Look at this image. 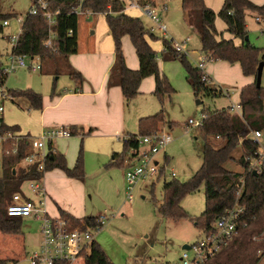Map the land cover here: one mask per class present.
Here are the masks:
<instances>
[{"label":"trees","instance_id":"trees-1","mask_svg":"<svg viewBox=\"0 0 264 264\" xmlns=\"http://www.w3.org/2000/svg\"><path fill=\"white\" fill-rule=\"evenodd\" d=\"M35 1V0H32ZM79 0H52L53 10L61 9L62 15L58 18L56 31L58 42L55 49L44 47L48 37V27L42 18L27 15L24 24L25 34L17 51L30 57H38L40 63H58L59 60L69 59L79 52V18L67 14ZM84 7L94 14H106V22L113 38L115 62L110 70L108 87L121 88L125 105L128 107L140 93L143 80L154 77V95L163 103L166 96H171L174 89L168 78L159 68V55L151 47L149 40L157 39L146 29L139 18L128 16L123 10L120 0H84ZM110 8V9H109ZM182 9L185 12V23L198 35L202 51L213 62L224 61L230 64H240L245 77L256 79L258 65L264 59L260 49L250 45L248 38V13L264 16V6H258L250 0H225L218 16L227 25V32L243 45L238 47L233 40L218 41V32L215 27L217 14L206 6L204 0H182ZM112 12V13H110ZM15 15L3 11L0 0V36L4 34V22ZM73 30L74 34L69 35ZM129 37L138 56L140 67L131 70L125 62L122 47L124 37ZM166 50L162 52L164 61L180 60L187 70V81L196 97L204 94L206 97L222 96L220 89L207 85L203 79V72L187 61L184 54L177 53L170 42L165 41ZM69 76L79 88L85 79L83 75L69 67ZM8 74L0 68V85L6 83ZM53 96L56 94L55 86ZM15 99H24L32 110L43 109V96L32 89L9 91ZM241 113L230 109L216 110L204 113L206 119L198 134L204 141L200 169L185 183L173 179L165 181L163 185V200L157 207L161 216L174 221L190 220L202 236L214 231L216 221L227 211L237 206L243 209L239 218L238 235L235 240L219 254L203 264H260L264 257V174L257 175L248 171L247 158L254 155L256 147L251 143L249 135L254 130L264 129V87L257 88L256 81L241 89ZM164 110L154 116L142 118L139 121V134L130 135L125 139L123 152L115 154L114 161L119 167H124L131 158L130 150L138 147L137 138L150 135L158 131L159 124L165 122ZM173 126V123H169ZM20 132L19 126H8L3 121L0 125V136ZM72 136L84 135L78 128L73 127ZM31 136H22L19 141L7 140L4 143L5 152L2 170L0 171V231L6 235L21 233V219L8 217L6 211L13 201V196L20 193L21 186L26 181L42 180L48 171L59 169L70 179L85 181V169L82 152L73 168H69L66 157L53 148L49 143V155L45 163V172L38 171L36 166H22L21 161L32 154ZM221 142L215 147L214 141ZM17 149L14 153L13 150ZM6 151L9 153L6 154ZM237 153V156L235 154ZM128 155V157H127ZM127 157V159H126ZM127 160V161H126ZM232 162L240 170L234 171L226 167ZM203 187L205 192L206 208L197 218L188 215L181 203L182 200ZM60 217L69 221L73 227L86 229L95 226L99 217L76 219L69 213L60 210ZM82 221L84 223H82ZM84 264H113L105 251L97 242H93L90 252L83 255ZM9 260L0 258V264H10ZM56 264H68L56 262Z\"/></svg>","mask_w":264,"mask_h":264},{"label":"rangeland","instance_id":"rangeland-1","mask_svg":"<svg viewBox=\"0 0 264 264\" xmlns=\"http://www.w3.org/2000/svg\"><path fill=\"white\" fill-rule=\"evenodd\" d=\"M208 1L218 10L216 12L215 9L211 8L217 14L215 21V25L218 27L217 30L223 35L230 36L226 31L227 27L224 21L218 16L222 8V0ZM181 2L182 0H168L169 12L167 15L165 13L163 18L170 35L164 38L156 34L158 41H152L151 43L152 48L159 55L160 69L161 65L168 67L171 77L166 76L174 92L176 91L171 96H166L163 103L153 94V99L158 108L157 112L164 110L166 117L165 122L160 123L158 129L168 132L173 137V142L168 145L166 153L156 156L160 166L164 168L165 176L137 185L134 190V199L129 202L126 195L125 181V173L128 170L127 162L124 167H119L118 164H115L116 161L112 159L114 154L123 152V140L120 144L115 139L116 146L109 145L115 148L114 151L112 150L109 155L101 154V156H99V152L103 149L104 143V139L101 137L89 136L82 140L77 135L62 141L65 149H68L67 153H64L68 165L70 159H75V165L82 152L85 169V181L82 183L85 184L87 189L84 202L83 197L79 193L77 195V198H79L78 204L80 205L79 214L82 217L107 216L108 220L105 227L100 233L95 234V242L101 246L113 264H165L177 262L184 252L182 249L184 245L191 246L202 238L201 230L192 221H174L159 214L157 207L163 200V185L165 181L168 182L173 179L181 183L187 182L202 165L204 141L198 134V128H187L189 120L200 121L204 113L231 109L234 103L240 101V97H237L235 93L232 94L231 99L224 96L206 97L204 94L196 97L187 81V70L184 64L180 60H163L162 52L164 51L165 41L181 43L187 37L192 40L188 50L196 53V55H192V52L189 53L187 57L189 64L196 67L197 55L204 53L198 35L194 34L193 31L190 32L184 22ZM256 2L264 4V0H256ZM32 3V0H1L3 11L15 16L9 19L10 26L5 28L4 34L0 36V68L9 64L7 59V53L11 50L9 38L19 34L22 21L24 22L29 14ZM126 14L139 18L144 25H148L147 20L141 15L140 11L128 10ZM106 24V18L101 14H90L80 18L78 37L81 53H92L94 46L105 40V37L109 35ZM247 27L250 45L260 49L264 54V23H257L254 14L248 13ZM106 30L107 32L103 34L102 31ZM261 30H263V34ZM94 31L96 33L92 34ZM41 65L42 70L38 73L19 69L9 74L5 85L3 87L0 85V90L22 91L32 89L43 94V91L52 93L54 86L57 92L67 90L74 83L69 76L68 70L71 66L69 60L62 58L56 64L48 61L44 64L41 63ZM160 71L163 74V70ZM235 82L238 86H241L238 79H235ZM262 87H264V70ZM197 101L201 103L197 104ZM5 107L3 119L6 125L19 126L22 132H25L31 126L30 114H32V110H30L27 101L15 99L14 102H6ZM130 110H134L133 103ZM169 123L174 124L172 128L169 127ZM132 130V134H139L137 124L134 123ZM214 145L220 147L221 142L215 140ZM235 156H237V153ZM226 167L234 171L240 170L232 162H229ZM172 172L177 174L176 178L171 177ZM22 185L24 196L34 199L31 182L26 181ZM205 201V192L202 187L200 191L186 196L181 205L189 216L197 218L205 211ZM24 228L25 224H22L21 232H24ZM27 230L28 232L25 231L28 234L26 247L28 253H32L38 248L40 223L28 224ZM1 234V255L3 258H11L12 245L5 243L6 241L9 242L10 239L8 237L4 238V234H2L3 236ZM11 237L18 240L17 243L11 239L18 244V247H22V236L12 235ZM189 254L192 256L190 251ZM9 263L29 264L28 255L18 259L17 262L10 261ZM84 263V261H80L76 264ZM260 264H264V257H262Z\"/></svg>","mask_w":264,"mask_h":264},{"label":"built area","instance_id":"built-area-1","mask_svg":"<svg viewBox=\"0 0 264 264\" xmlns=\"http://www.w3.org/2000/svg\"><path fill=\"white\" fill-rule=\"evenodd\" d=\"M52 0H35L30 9V16L42 18L48 27V37L44 41V47L55 49L58 42V33L56 27L58 18L62 15V10L51 7ZM84 0H79L77 6H73L67 11L69 15H76L79 19L94 14L91 10L86 9L83 4ZM123 5L122 12L128 10H138L146 16L154 25V30L161 37L169 36L168 29L162 18V12L167 11V3L158 4L156 0H120ZM110 9V8H109ZM112 13V12H110ZM104 16L106 14H103ZM257 23H264V16L254 14ZM4 27H8L9 21L4 22ZM263 32V31H262ZM25 34L24 24L18 35L9 38L11 50L7 53L8 65L3 66L1 70L6 74H12L19 69H24L33 73L41 72L42 65L38 57H30L17 51ZM74 31H69L72 36ZM184 43L171 41L173 49L179 53L189 56V52L184 48ZM166 46H164V51ZM29 60V62H28ZM211 61L205 56L199 61L197 67L203 72V81L207 85H212V79L204 72L206 61ZM220 89L222 96L229 97L228 91ZM15 98L10 95L9 91L0 90V125L5 113L6 102H12ZM233 112L241 113L240 105L233 104ZM206 119L203 114L200 121L190 119L187 123L189 127H201ZM71 131L67 127H54L45 129L38 137H30L32 154L21 161L22 166H36L38 171L45 172V163L49 155V143L58 138L71 137ZM22 138L18 133L0 136V171L2 170L5 147L7 140L19 141ZM128 139V137L126 138ZM249 139L256 147L254 155L247 158L248 171L257 175L264 174V129L254 130L250 133ZM138 147L130 150L131 156L128 170L125 173L126 195L129 202L134 199V190L139 184L147 183L155 178L165 176L164 168L160 166L156 156L166 153L168 145L173 142L171 134L164 130L158 131L137 138ZM18 148L13 150L17 152ZM9 152L6 151V154ZM176 178L175 172L171 174ZM43 180V179H42ZM42 180H31V190L36 194L42 192ZM8 217L16 219H33L40 223V242L38 248L28 254L29 264H56V262H66L76 264L84 261L83 255L90 252L91 245L95 242V234L100 233L107 223V216L101 215L96 221L95 226H87L86 229L73 227L72 224L62 217H51L45 209L38 206L34 201L26 198L21 193L13 196L12 203L6 211ZM243 209L239 206L233 210L227 211L222 215L214 225V231L205 234L196 243L189 246V250H184L181 258L177 262H168L165 264H203L210 258L219 254L224 248L232 243L238 235L239 218ZM82 223H84L82 221ZM189 251L192 253L190 256Z\"/></svg>","mask_w":264,"mask_h":264},{"label":"crops","instance_id":"crops-1","mask_svg":"<svg viewBox=\"0 0 264 264\" xmlns=\"http://www.w3.org/2000/svg\"><path fill=\"white\" fill-rule=\"evenodd\" d=\"M156 1L158 4H168V0ZM204 1L207 7L215 9L214 6L208 0ZM250 1L255 5L258 4V6H264V4H260L256 2V0ZM224 2L225 0H222V7L224 5ZM215 11L217 12L218 10L215 9ZM168 12L169 8L167 11L162 12V18L163 15L165 13L167 15ZM183 17L185 22L184 11ZM144 18L148 22V25H145L146 29L149 30V32L153 35L159 34L154 30L153 23L146 16H144ZM164 23L166 24L165 20ZM106 26L109 35L105 37L104 41L98 42L94 46L92 53H81V49L79 47V52L77 54L71 55L68 59L71 66L77 71H79L85 79L81 88H79L77 83L73 81L74 85L72 84V86H70V88H68L67 90L64 89L59 92L56 91L57 95L53 96V92L50 93V91H43L44 95L41 94L43 96V109H30L32 110V114H30L31 126H29V128L25 132H22L20 128V132L18 133L19 135H29L31 137L38 138L45 129L54 127H67L71 131L73 127H76L78 128V130L81 131L82 134H84L82 136L79 135L82 140H84L85 137L89 136L103 138V149L99 152V156H101V154L109 155V153L112 150L114 151L115 149L109 145L113 144L114 146H116L117 144L114 141L115 139L121 144L122 140L124 141L128 136L134 135L132 134L134 123L137 124L139 130V121L142 118L154 116L158 113V108L153 99V94L155 91L154 77H149L143 80L140 87L139 95L133 101H131L128 107L125 105V100L121 88L118 86L111 88L108 87L110 70L115 62V53L113 38L111 36L107 24ZM186 26L188 27L190 32L193 31L187 24ZM217 28L218 27H216V29ZM107 30L102 31L103 34H105ZM217 32L218 41H221L222 39L233 40L236 46L240 47L243 45V42L240 39H236L229 32L228 33L230 34V36L223 35V33H220L218 30ZM95 33L96 31L92 32V34ZM261 33L263 34V32ZM194 34L196 33L194 32ZM152 41H158V39L149 40L150 45ZM185 41L188 42L184 45V48L189 53H191L192 51L190 52L188 50V47L192 40L190 37H187L181 43H184ZM122 45L127 67L131 70H138L140 67V62L130 38L127 36L124 37L122 40ZM202 54L197 55V65L199 61L205 56L204 53ZM192 55H196V53L193 51ZM262 55L264 56V54ZM160 70H163V74L165 76L168 75L169 77H171L169 69L166 65H161ZM204 72L212 79V87L221 88L225 91H228L229 97L227 98L229 99H231L233 93H235L237 97H240L241 89L255 82V78L245 77L243 75L241 65L238 63L230 64L224 61L213 62L208 60L205 63ZM235 79H238L241 82V86H238L237 82H235ZM223 86H225L226 88H224ZM132 103L134 104V110L129 111ZM234 104L240 105V101ZM2 121L4 122V119ZM169 127L172 128L171 125ZM69 138H58L53 140V148L57 152L64 155V153H67L68 149H65V145L62 143V141L68 140ZM122 146H124V142ZM114 156L115 154L113 155L112 159H114ZM129 161L127 162V168L129 167ZM166 161L168 163L167 159ZM74 163L75 159H70V163L68 165L69 168H73L75 166ZM22 187L23 185L21 186L20 193L24 195ZM41 187L42 192L40 194L32 192V196L34 199L28 197L27 198L34 201L38 206L45 209L51 217H60V210H63L75 217L76 219L83 220L84 218H87L82 217L79 214L80 205L78 204L79 198H77V195L79 193L83 197V202L85 201V193L87 188H85L86 186L84 183L79 180L70 179L66 176L63 171L55 169L52 171H48L44 175L43 180L41 182ZM21 221L22 224H25L24 232H21L16 236H22V247L17 246V239H13L10 235H5L2 231H0V233L4 234V238L8 237L10 239L9 242L6 241L5 243H9V245H12L13 248V250L10 251L12 255L11 258H3L1 252L0 258L12 262H17L18 259L29 254L26 247L28 238V234L26 233L28 232L27 227L28 224L36 223V221L33 219H23ZM11 239L16 241L17 243L12 241ZM39 242L40 239L38 241L37 247L39 246Z\"/></svg>","mask_w":264,"mask_h":264},{"label":"water","instance_id":"water-1","mask_svg":"<svg viewBox=\"0 0 264 264\" xmlns=\"http://www.w3.org/2000/svg\"><path fill=\"white\" fill-rule=\"evenodd\" d=\"M247 40L249 41V39L247 38ZM263 70H264V59L261 60V62L258 65V69H257V75H256V86L257 88H261L262 87V75H263ZM200 101H197V104H200ZM255 174V173H254ZM183 250H189V246H184Z\"/></svg>","mask_w":264,"mask_h":264}]
</instances>
